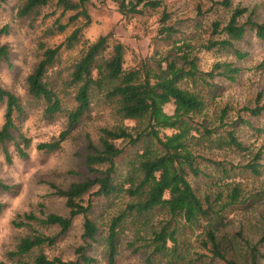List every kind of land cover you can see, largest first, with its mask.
<instances>
[{"label":"trees","instance_id":"trees-1","mask_svg":"<svg viewBox=\"0 0 264 264\" xmlns=\"http://www.w3.org/2000/svg\"><path fill=\"white\" fill-rule=\"evenodd\" d=\"M87 1L21 0L13 9L14 18L28 24L55 11L72 14L66 22L61 23L58 16L42 29L37 42L39 57L24 77L25 99L0 83L4 160L26 159L32 147L41 153L58 150L98 101L116 116L111 125L99 127L95 139L83 133L75 151L78 169L62 173L64 184L45 180L50 196L61 200L63 214L45 212L39 201L37 212L16 213L11 219L12 226L25 232L6 252L9 264H94L92 250L97 243L104 245L106 264H113L125 226L132 227L134 238L128 244L133 246L132 252L140 250L144 255L140 264H264V214L255 240L245 237L241 229H228L227 216L232 210L248 207L255 196L264 197V185L251 192L245 182L260 177L263 146L253 152L238 134L240 127L250 124L249 118L264 111L260 92L255 94L253 106L240 108L251 116H224L225 108L212 119L198 116L204 109L201 85L215 76L233 80L238 68L214 62L203 72L186 43L175 46L173 56H164L160 60L163 66L156 61L157 70L145 63L125 67L121 42L109 44L106 35L92 41L83 37L90 21ZM115 1L123 15L161 6V0ZM216 3L223 8L231 5L230 0ZM46 8L49 12H43ZM252 13L245 6L232 7L222 27L212 22L213 31L223 32L225 37L209 40L203 47H230L246 26L264 40V22L254 21ZM242 16L245 20L239 22ZM167 18L163 10L156 32L164 41L175 32L164 24ZM68 25L73 28L59 43L49 46L43 40L62 33ZM7 33L8 25L0 26V35ZM8 59L7 46L0 44V61L8 63ZM66 97L72 101L69 108L64 107ZM32 102L39 106L44 121L64 113L63 129L55 137L33 143L22 132L25 109ZM217 152L239 159L217 158ZM121 161L123 173L118 169ZM196 180L199 190L193 185ZM11 192L14 184L0 179V193ZM3 208L0 201V213ZM76 218L81 222L73 259L50 254ZM185 234L192 239L186 241Z\"/></svg>","mask_w":264,"mask_h":264},{"label":"rangeland","instance_id":"rangeland-1","mask_svg":"<svg viewBox=\"0 0 264 264\" xmlns=\"http://www.w3.org/2000/svg\"><path fill=\"white\" fill-rule=\"evenodd\" d=\"M217 1L161 0V6L154 10L142 8L138 14L123 15L118 12L115 0H88L86 10L90 21L83 30V37L92 41L98 35H106L109 44L114 41L121 42L124 45L125 67H136L145 63L147 68L157 70L155 62L166 55L173 56L175 46L181 43L188 44L191 54L197 57V68L203 72L210 70L214 62L230 63L238 68L233 80L215 76L201 85L200 95L204 100V109L198 116L212 119L219 116L223 108L226 110L224 116H251L240 108L253 106L257 92H260L261 100L264 99V40L258 39L246 26L242 37L232 39L230 47H213L207 50L203 46L209 40L225 37L223 32L213 31L212 22H217L219 28L222 27L231 8L236 5L245 6L248 11L252 10L254 21L264 22V0H230L229 8H223L216 3ZM20 2L21 0H6L0 4V26L8 25V33L0 35V44L7 46L9 58L8 63L0 61V83L6 90L25 99L24 77L39 57L40 49L37 42L42 29L58 16L61 23L66 22L67 16L72 12L61 15L59 11H55L53 15L44 19L39 15L37 20L28 24L26 20L13 16V9ZM49 10L50 8H46L43 12ZM163 10L168 13L164 24L175 29L168 41L162 40L156 33L158 18ZM244 20L245 16H242L239 22ZM72 28L68 25L62 33L43 40L49 46L57 44ZM73 54L74 52L68 53L70 56ZM160 62L163 66L164 61ZM98 104L91 106L87 117L54 152L41 153L32 147L26 159L14 157L11 163H7L0 151V179L14 184V192L0 193V201L4 203L0 213V261L9 264L6 252L13 248L16 237L25 232L10 223L16 213L28 210L37 212L39 201L43 202L45 212L64 213L61 200L50 196L44 182L54 180L64 184L66 176L62 173L67 169H78L75 151L80 147L83 133L88 132L95 139L99 127L113 123V116L116 115L108 106L102 105L99 101ZM71 106V99L66 97L64 107ZM2 112L3 105L0 104V123ZM24 116L21 130L31 137L33 143L55 137L64 126V113L56 114L57 117L52 121H44L40 118L39 106L34 102L26 106ZM249 120V125L240 127L239 138L253 152L263 146L260 177L248 178L245 181L247 190L254 192L264 185V111ZM216 156L231 159L233 162L239 159L238 156L226 152H217ZM118 169L123 173V161L119 162ZM193 185L198 188L199 181H194ZM262 214L264 197L257 195L248 207L227 213L230 220L228 229L235 231L241 229L245 237L255 240L261 233ZM106 216L107 214L100 220H104ZM154 216L157 217L156 214ZM80 222V218L74 219L72 228L50 254H57L62 260L73 259L72 247L78 241ZM133 238L132 227L125 226L118 239V253L113 264L142 262L143 253L140 250L132 252L133 246L128 245ZM185 238L186 241L191 240L192 236L185 234ZM92 255L96 260L94 264H106L103 243L93 246Z\"/></svg>","mask_w":264,"mask_h":264}]
</instances>
